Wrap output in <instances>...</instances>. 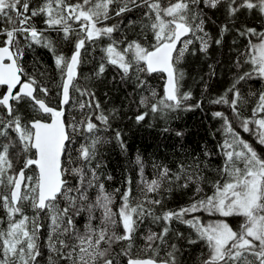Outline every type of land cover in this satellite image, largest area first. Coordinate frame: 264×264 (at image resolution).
<instances>
[{"label": "snow or ice", "instance_id": "obj_1", "mask_svg": "<svg viewBox=\"0 0 264 264\" xmlns=\"http://www.w3.org/2000/svg\"><path fill=\"white\" fill-rule=\"evenodd\" d=\"M213 47L232 54V79L213 98L201 76L198 99L186 63ZM205 100L232 114L208 110L215 151L130 155L131 128L183 141L172 122ZM113 150L129 165L119 179ZM186 252L264 264V0H0V264H188Z\"/></svg>", "mask_w": 264, "mask_h": 264}, {"label": "trees", "instance_id": "obj_2", "mask_svg": "<svg viewBox=\"0 0 264 264\" xmlns=\"http://www.w3.org/2000/svg\"><path fill=\"white\" fill-rule=\"evenodd\" d=\"M139 23V21H137ZM129 35L133 33L129 32ZM213 57L211 60L205 61L203 59L189 58L186 63L187 78L185 82V88H190L196 98H201L203 92V82L200 80L201 76L205 77L210 85L209 93L215 98L218 95H222L224 90L229 86V81L232 79L230 72L229 56L232 55L225 47L223 50H218L215 47L212 49ZM37 53L44 59L47 64H51V59L43 49H37ZM32 54L29 53L26 59H31ZM219 61L220 64L217 67V76L211 80L207 79L206 73L208 72L207 64ZM91 70V64L86 65L84 68L85 73ZM111 70L109 71V76ZM249 85H245L242 91L247 92ZM255 87L258 89L261 85L257 84ZM105 91L107 89H104ZM112 100L119 103V94L110 93ZM251 105H245L242 107V115L247 116L250 114ZM209 109L224 111L226 115L231 117V110L227 105H209L205 100L203 110L197 109L194 112H182L179 114V119L172 122V127L181 128L186 131L187 135L183 141L178 140L174 136L162 133V124H157L156 127H144V128H131L128 136L130 143V155L134 154L138 149L141 153H144L146 160L155 159L156 161H162L170 165L174 164L176 159L183 158L188 152H195L200 154V146L206 145L209 149L215 151L214 145L217 141L222 139L219 132L216 129L220 127V122L211 119ZM156 124L155 121H151ZM123 126V125H121ZM215 133V137H213ZM245 138H248V134L242 133ZM186 146V151L180 148V145ZM109 170L119 179L121 174L128 169V162L123 156L119 154L118 150H113L107 153ZM213 166L220 163L218 157L214 158L211 162ZM147 171H151L149 167ZM210 176L213 174L210 173ZM186 197L177 193L171 201L170 206H174L176 203H182ZM192 251V250H189ZM188 264H192V259L188 257V253L185 254Z\"/></svg>", "mask_w": 264, "mask_h": 264}]
</instances>
